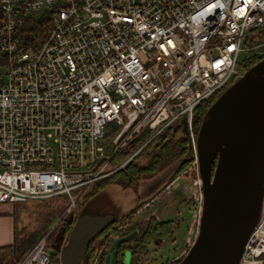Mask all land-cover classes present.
<instances>
[{
  "label": "built area",
  "instance_id": "built-area-1",
  "mask_svg": "<svg viewBox=\"0 0 264 264\" xmlns=\"http://www.w3.org/2000/svg\"><path fill=\"white\" fill-rule=\"evenodd\" d=\"M263 30L264 0H0V201L74 210L128 139L182 116L195 147L197 105L243 75ZM49 231L17 264H62ZM239 264H264V197Z\"/></svg>",
  "mask_w": 264,
  "mask_h": 264
},
{
  "label": "water",
  "instance_id": "water-1",
  "mask_svg": "<svg viewBox=\"0 0 264 264\" xmlns=\"http://www.w3.org/2000/svg\"><path fill=\"white\" fill-rule=\"evenodd\" d=\"M179 123L193 149L180 161L197 157L202 205L195 237L173 264H239L264 197V56L213 99L196 132L195 147L186 116ZM76 213L61 247L62 264H84L86 247L116 220L112 214ZM129 238L113 239L105 264H117L118 247ZM124 264H130V250Z\"/></svg>",
  "mask_w": 264,
  "mask_h": 264
},
{
  "label": "rangeland",
  "instance_id": "rangeland-1",
  "mask_svg": "<svg viewBox=\"0 0 264 264\" xmlns=\"http://www.w3.org/2000/svg\"><path fill=\"white\" fill-rule=\"evenodd\" d=\"M253 32H259V29ZM259 42V51L254 53L253 56L263 57L264 30ZM181 118L179 117L174 122L175 125L181 121ZM117 129V126L111 127L107 131V139H112ZM113 146L114 142L111 141V148ZM139 160H141V157ZM176 163L177 160L162 161L154 170L145 172L139 176L135 182H128L119 177L115 178L92 197L84 199L82 195L74 210H67L66 201L58 196L29 197L19 201H0V215L7 216V218L14 222L15 227H17L15 235H17V241L20 243L17 248V254L13 255L9 260L1 261L0 256V264H14L17 257L22 253H26L27 248H30L45 234L51 225H57L58 222H62L64 216L73 215L75 217V211H78L79 214L83 211H89L93 214H112L116 217V220L113 221L114 225L119 226L122 221V215L131 212L141 201L148 200L156 192V190L151 188L154 180L170 173ZM188 170L187 174H182V177L175 186L171 187L169 191L158 197L149 206L142 207L139 212L133 215L130 225L128 223L131 226L136 220L145 217L153 210H156L159 216L173 218L177 222L174 233L165 237L162 244L157 247L154 245L155 243L148 245V250L144 253L146 256L142 258V264H161L165 260L169 261L182 247H188L195 237L198 227L197 219H199L201 211L199 209L201 202L198 198L197 209L195 204L197 201L191 196V190L193 181L197 178V173L199 175V171H196L194 165ZM94 184L95 182L86 187L85 194L94 187ZM199 187V190H201V184ZM191 222L194 223L189 225ZM5 224L6 220L0 221V225L5 227ZM190 227H193L191 234L188 232V228ZM186 234L189 237L186 238ZM104 236L105 234L101 232L92 240L93 255H96ZM66 239L67 237L63 238L62 242L64 243ZM49 241L60 248L63 245L60 243L61 237L57 236V234L51 237ZM52 244L49 245L50 249L52 251L56 250V247ZM169 262L171 263V261ZM131 264H140V260H137V254L131 260Z\"/></svg>",
  "mask_w": 264,
  "mask_h": 264
},
{
  "label": "trees",
  "instance_id": "trees-1",
  "mask_svg": "<svg viewBox=\"0 0 264 264\" xmlns=\"http://www.w3.org/2000/svg\"><path fill=\"white\" fill-rule=\"evenodd\" d=\"M260 58L261 57H256V56L250 57L245 61L244 64L247 67H249L253 65L255 62H257ZM217 95L218 92L215 93L210 98L202 100L197 105L193 117L195 131H197L199 128L205 110ZM179 127L180 129H182L181 124H177L176 127H174V129L172 125H169L165 127L163 130H161V132L156 134H154L155 130L153 128H144L140 133H137L133 138H130L127 141V145L125 147L119 148L115 151L112 157L113 163L117 164L118 162L125 159L135 149V147H137L139 144L147 140L148 141L146 143V146L143 148V150L148 155V160L145 163H139L135 159L136 158L135 155L128 162H126L124 166L118 168L113 173H110L109 175L97 180V182L94 184V187L86 194H84L83 198L86 199L88 197L93 196L100 189H102L104 186H106L108 183H110L111 181H113L115 178L118 177L128 182H134L144 172L154 170L163 160H178V164L174 168L175 173H178L183 169H185L186 167H188L192 163L193 159L185 160L182 162L180 161V158L192 154L193 149L189 148L188 136L182 130L178 134ZM74 213H75V217L73 215L66 217L64 216L62 218L63 221L58 222L57 225H54V227L49 231L47 235V243L49 245L52 244L49 241L50 238L53 237L55 234L61 237L60 243L63 244L62 242L63 238L67 237L69 231L71 230L76 220L77 213L76 211ZM128 214L129 213L123 214L122 218H124ZM60 226L61 228L59 229ZM173 230H174V220L172 218L163 219V218H158L155 215H151L144 222L140 234L136 236L134 241V247L139 250L153 240L157 242H161L166 236L170 235L173 232ZM19 244H20L19 241H17V235H15V239L13 242L0 245L1 261L9 260L13 255L17 254V250H18L17 248ZM123 245L128 246L129 245L128 241H123ZM55 247L56 249H60L59 246H55ZM28 249L29 248H27V250ZM92 252H93V246L91 241L82 254L84 264L90 263V261L92 260ZM24 254L25 253H22L20 255L18 254L19 256L17 255L18 257L14 264H17ZM104 256L105 253L103 252L97 264H105ZM52 258L58 259L56 254H53ZM179 259L180 257L175 262H177Z\"/></svg>",
  "mask_w": 264,
  "mask_h": 264
},
{
  "label": "flooded vegetation",
  "instance_id": "flooded-vegetation-1",
  "mask_svg": "<svg viewBox=\"0 0 264 264\" xmlns=\"http://www.w3.org/2000/svg\"><path fill=\"white\" fill-rule=\"evenodd\" d=\"M243 66H244L245 69L247 68V66L245 64ZM172 126H173V129H174V127H176L175 124L172 125ZM178 130H179L178 131V134H179V132H181L182 129H180V127H179ZM159 132H161V130L155 132L154 134L159 133ZM147 141H145V142L139 144L137 147H135V149L129 154V156H127V157H129L127 160H126V158H127L126 157L122 161L118 162V164L121 163V165L119 167H117L114 171H116L118 168L124 166L125 163L128 162L135 155H136V158L135 159L139 163H145L148 160V155L144 152L143 148L146 146ZM126 145H127V143L124 146L120 147V148H123ZM140 157H141V160H139ZM193 160H194V158H193ZM163 161H166V160H163ZM191 164L188 167H186L185 169H183L182 171L178 172V173H175L174 172V169H173L170 173H167V174H165V175H163V176L158 177L157 179H155L154 182L152 183V187H151L152 189H153V186H156L157 187L158 184H160V183L161 184H160V186H158L156 188V192L153 195H151V197L148 200L141 201L131 212H129L128 215H126L124 218H122V221H121V223H120L119 226H115L114 225V222H113L112 224H110L108 227H106L104 230L101 231L102 233L105 234V236H104V238H103V240H102V242H101V244L99 246V249H98L96 255H93V252H92V259L95 257V259L97 260L94 264H97L99 262L100 257L103 254V252L105 253V256L104 257H106L107 251H108V249H109V247H110L113 239L116 238L117 236H120V235L130 234V238L127 239V240H123V241H128V243H129L128 246H124L123 245V241L120 243V245L118 247L117 264H124V257H125V251L126 250H130V264H131V260L134 258V256L136 254H137V260L139 259L140 260V264H142L143 263L142 258H145V256H146L144 253L148 250V248H147L148 245H150L151 243H155L154 245H156V247H157L158 245L162 244V242H163L164 239L161 242H157V241L153 240V241L149 242L148 244H146L143 248H141L139 250L134 247L135 238H136V236H138L140 234V232L142 230V226L144 225V222L151 215H155L158 218H163V217H161V216H159L157 214L156 210H153L149 214H147L145 217H142L141 219L136 220L131 226H129V225H130V223L132 221L133 215L136 214V212H139L142 207L149 206L152 202H154L155 200H157L158 197L162 196L164 193H166L167 191H169L171 189V187L175 186L178 183V180L182 177V174H184V173L187 174L188 173V171H189L188 169L190 167H192ZM113 172H111V173H113ZM198 176L199 175L197 173V178H198ZM103 177H105V176H103ZM103 177H101V178H103ZM101 178H99V179H101ZM197 178H195V179H197ZM99 179H97V180H99ZM97 180L95 181V183L97 182ZM194 189H195V185H194V181H193V186H192V190H191V196L197 201L195 204H196V207L198 209V197L193 192ZM163 219H167V218H163ZM173 220H174V230H173V232L170 235H172L174 233L175 227H176V224H177V222L175 221V219H173ZM197 220H199V219H197ZM128 223H129V225H128ZM193 223L194 222H191L189 225H192ZM197 223H198V221H197ZM192 230H193V227L188 228V232L190 234H191V231ZM187 237H189V235L186 234V238ZM92 246H93V244H92ZM189 246L190 245H188V247ZM188 247L181 248L178 253H176L175 255H173L172 258L169 260V261H171V263L169 261L165 260L161 264H173V263H175V261L179 257L182 256L183 251L184 250H187ZM121 252H122V254H121ZM148 261H149V259H148Z\"/></svg>",
  "mask_w": 264,
  "mask_h": 264
},
{
  "label": "crops",
  "instance_id": "crops-1",
  "mask_svg": "<svg viewBox=\"0 0 264 264\" xmlns=\"http://www.w3.org/2000/svg\"><path fill=\"white\" fill-rule=\"evenodd\" d=\"M160 184H158L157 186H160ZM156 188V186H153V190H156ZM1 220H6L5 227L3 225H0V245H3L14 241L15 231L17 230V227H15L14 222H12L11 219L7 218V216L0 215V221Z\"/></svg>",
  "mask_w": 264,
  "mask_h": 264
}]
</instances>
